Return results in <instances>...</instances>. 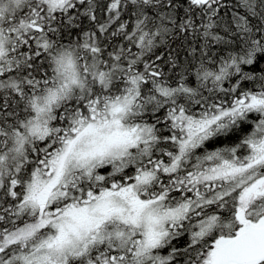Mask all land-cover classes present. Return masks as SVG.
Returning a JSON list of instances; mask_svg holds the SVG:
<instances>
[{
    "label": "snow or ice",
    "instance_id": "obj_1",
    "mask_svg": "<svg viewBox=\"0 0 264 264\" xmlns=\"http://www.w3.org/2000/svg\"><path fill=\"white\" fill-rule=\"evenodd\" d=\"M0 264H264V0H0Z\"/></svg>",
    "mask_w": 264,
    "mask_h": 264
}]
</instances>
